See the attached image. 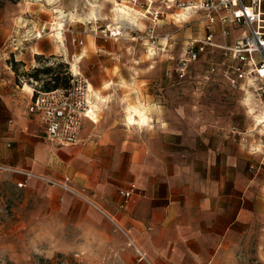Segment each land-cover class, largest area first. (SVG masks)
<instances>
[{"label":"crops","instance_id":"0c3cea01","mask_svg":"<svg viewBox=\"0 0 264 264\" xmlns=\"http://www.w3.org/2000/svg\"><path fill=\"white\" fill-rule=\"evenodd\" d=\"M39 2L0 0V165L9 168L0 170V192L9 188L18 198L3 235L37 236L47 257L88 250L93 236L97 250L117 255L116 264H243V141L202 119L186 130L191 117L168 113L161 85L158 97L147 78L99 87L138 100L144 123L86 118L76 145L47 138L29 110L39 81H17L11 65L29 70L46 52L31 34ZM240 36L216 41L233 45ZM132 186L129 198L120 193Z\"/></svg>","mask_w":264,"mask_h":264},{"label":"rangeland","instance_id":"374dc122","mask_svg":"<svg viewBox=\"0 0 264 264\" xmlns=\"http://www.w3.org/2000/svg\"><path fill=\"white\" fill-rule=\"evenodd\" d=\"M41 1L39 10L34 12L38 14L39 26L31 34L43 40L46 52L36 56V67L28 70L18 66L17 81L25 78L30 81L26 73L34 74L38 69L39 82L35 88L45 89L54 83L49 81L50 74L44 71L46 68L52 67L62 77L68 76L70 83L74 73L80 72L91 83L93 108L97 110L96 123H101L103 117L110 120L122 115L127 124L131 111L141 109L145 112L143 104L138 100L133 102L130 94L118 95V90L114 96L104 95L99 87L111 88L118 82L127 88L128 81L147 78V87L157 97L161 85L162 99L165 95L169 114L191 117L184 122L186 130L198 126L202 119L239 137L243 141L245 197L243 264H264V122H260L264 120V100L254 88L245 90L231 86L226 68L232 59L221 48H208L190 65L189 75L180 76L179 58L191 38L205 35L204 19L199 15L188 17L180 12L175 16L174 12H169L153 22L142 18L139 15L141 10L130 0ZM117 3L129 5L132 14H137L139 25L119 20ZM60 22L64 23L62 39L57 37ZM240 33L241 30L232 27L228 39L232 40ZM219 35L220 32L216 37ZM51 50L53 53H49ZM213 67L216 68L214 72ZM27 86V90H32ZM249 105L254 107L253 112ZM236 128L242 132L240 135L234 133ZM2 192L5 195L3 199L0 197V264L117 263V255L112 256L110 250H97L94 242L91 243L93 236H88V250L83 248L72 254L58 252L53 257L40 251L45 247L37 243V236H4L3 230L14 223L11 214L18 198L12 189L1 188L0 195Z\"/></svg>","mask_w":264,"mask_h":264},{"label":"built area","instance_id":"2783aa9c","mask_svg":"<svg viewBox=\"0 0 264 264\" xmlns=\"http://www.w3.org/2000/svg\"><path fill=\"white\" fill-rule=\"evenodd\" d=\"M139 7L140 16L156 22L169 12L179 16H201L205 21L204 36L188 41L184 54L179 58L181 77L190 73V65L197 61L210 47L221 48L232 63L226 68L228 79L234 89L254 88L264 100V0H130ZM241 30V36L233 45L216 41L218 32L229 37L231 28ZM220 28V30H219ZM151 29V27L149 28ZM152 28L151 30H153ZM16 48L23 50L25 41ZM18 41L17 37L13 41ZM12 65V64H11ZM216 71L213 67L212 72ZM1 75V72H0ZM38 83H36L37 85ZM91 83L87 77L74 73L68 86L52 89L35 88L33 101L29 106L38 114L44 124L47 138L59 145H76L80 141L83 122L86 118L95 121ZM264 119V118H263ZM264 122V121H263ZM234 133H242L236 128ZM236 133V134H237ZM0 165V170H8ZM19 187L26 186L20 182ZM135 191L132 186L120 193L129 198ZM139 261L145 260V253L138 249Z\"/></svg>","mask_w":264,"mask_h":264},{"label":"bare ground","instance_id":"6f19581e","mask_svg":"<svg viewBox=\"0 0 264 264\" xmlns=\"http://www.w3.org/2000/svg\"><path fill=\"white\" fill-rule=\"evenodd\" d=\"M117 5H118L117 11H118V15H119L118 17H119V20L121 22L124 21L123 23L129 24V25L138 24L137 14H136V16H134L132 14V12L130 11L129 5H127V6H126V4L125 5H121L120 3H117ZM184 14L186 15V13H184ZM186 16H188V15H186ZM59 25H60V27L58 28V31H57V37L60 38V39H62V37H63V26H64V23L60 22ZM119 33H121V32H119ZM249 106H250L249 107L250 110L253 112L254 107H252L251 105H249ZM128 121L130 123H137V124L144 123V122L147 121V117L142 113V111L140 109H137V110H135V114L134 113H131L128 116ZM263 121L264 120H260V122H263Z\"/></svg>","mask_w":264,"mask_h":264},{"label":"trees","instance_id":"16d2710c","mask_svg":"<svg viewBox=\"0 0 264 264\" xmlns=\"http://www.w3.org/2000/svg\"><path fill=\"white\" fill-rule=\"evenodd\" d=\"M11 64H12V67L14 68V70L16 72H18L17 63L15 61H12ZM44 71L47 74H50L49 81L51 80L52 82H54L52 86L46 87L45 89L48 90V89L57 88V87H60V86H68L70 84L68 76L62 77L61 74L59 72L55 71L52 67L46 68V69H44ZM38 72H39L38 69L36 70V73H34V74L27 72L26 76L33 77L34 79L39 80ZM18 78H19V76H18ZM63 79L65 80V82H63Z\"/></svg>","mask_w":264,"mask_h":264}]
</instances>
